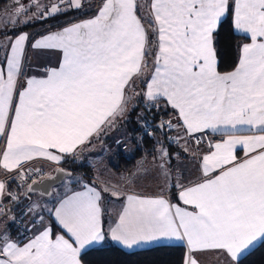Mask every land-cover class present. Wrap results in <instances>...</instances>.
<instances>
[{
  "label": "snow or ice",
  "instance_id": "obj_1",
  "mask_svg": "<svg viewBox=\"0 0 264 264\" xmlns=\"http://www.w3.org/2000/svg\"><path fill=\"white\" fill-rule=\"evenodd\" d=\"M82 7V0L44 5L14 0L9 15L15 19L0 28V169L26 179V163L59 164L65 155L84 150L126 112V89L145 76L149 57L154 59L147 101L156 107L163 99L190 136L211 129L227 138L210 144L211 151L201 157L203 179L177 183L178 199L191 211L163 195L86 185L55 208L60 233L42 225L23 242L0 232V264H83L86 247L105 239L103 192L124 198L115 226L108 229L123 246L175 239L186 246L184 264H202L200 257L207 253L217 264H242L244 253L264 241V0H150L147 16L138 15V0H102L93 17L53 25L56 30L46 34L17 29ZM228 21L250 42L239 46L234 70L222 73L216 37ZM29 49L58 51L59 65L41 77L26 75ZM240 126L253 134L237 135ZM167 127H173L171 121ZM237 147L245 152L240 161ZM169 160L161 149L153 165L165 180ZM6 188L0 180V200L12 196Z\"/></svg>",
  "mask_w": 264,
  "mask_h": 264
},
{
  "label": "rangeland",
  "instance_id": "obj_2",
  "mask_svg": "<svg viewBox=\"0 0 264 264\" xmlns=\"http://www.w3.org/2000/svg\"><path fill=\"white\" fill-rule=\"evenodd\" d=\"M30 2H35V0H22V3L26 5L29 4ZM51 2L52 0H39V3L41 5L49 4ZM82 2H83V7L85 5H89V6L93 5L94 9H98L100 6V4L96 0H82ZM147 3H149L148 0H139V5H141L139 13L141 16L148 15V6H146ZM13 7H14V0L11 1L6 0V4L4 3L0 4V28H2L4 23H6L8 20L15 19L14 16L9 15V12ZM94 9H92V11H94ZM36 11H38V9H33V12ZM31 15L32 13L30 12L29 16ZM26 18L27 17H23V16L20 17L22 21ZM35 21H32L30 23H34ZM21 25H25V24H21ZM11 28L12 25L9 24V30H11ZM40 28H42V26ZM29 32L32 31L29 30ZM0 54L3 55L2 52H0ZM153 59L154 57H149L148 70L146 71L145 76L138 80L139 84L140 83L146 84V81L150 77L153 67L152 65ZM134 79L137 80L136 78ZM139 92H140L139 90L134 91V84L130 88L126 89V96L128 99L126 112L123 114V116H119L116 118L115 126L109 128L107 132L102 134L99 138H93V142L88 146H86L84 150H82L83 151L82 154H84L85 156L84 160L80 161L79 159L75 158L76 161H78V164H82V166H85L84 173H88V175L94 178V179L92 178V181L96 184V186L100 190L105 187H110L112 185H115L122 192H125V190H133L135 192H150L152 190L156 191L158 188L163 189L167 185L171 186L173 182L180 181L179 179L181 172H183L182 170L190 169V167L192 166V160L195 157L192 147L193 141L192 142L188 141L187 138L188 134L184 133L183 127L177 126L176 124L177 117L175 116L176 111L172 109L170 106L167 105L168 106L167 107L163 105L161 102H159V105L161 106L163 105L165 109L169 108L171 110L170 114L168 115L169 117L166 118L165 120V129H166L165 135H167L168 137L170 135H174L176 137L177 139L176 147L171 149L166 143L165 136L161 132H158L156 129H152V131L149 132L148 134L149 135L148 136L149 141L147 142L149 143L147 145L148 147L145 149V151L149 153V159L146 162L142 163L144 166L142 169L140 168L142 164H140L139 162L137 163L136 167L131 172L128 173L127 172L118 173L110 168V162L106 161V155L108 153L109 154L115 152L117 153L121 148V150H125L127 152L126 154H129L130 150L133 149L135 146L143 147L144 145L146 147V143L144 142L145 141L144 132L145 133L147 132V129L145 130V127L147 126L146 123H144L142 120L140 123L142 128L136 131L130 130L131 127H135L136 125V122L132 114L133 106L135 105L133 99V93L134 95L136 94L137 96H139ZM142 94L143 96L141 99L145 103H148L147 106L150 107L149 105L151 103L153 104L154 102L147 101L144 93ZM163 103L165 104V101H163ZM148 117L151 118L150 115ZM169 121H171V123L173 124V127L171 128L167 127V122ZM202 133L205 134V131ZM111 145H115V146H111ZM185 148H188L187 152L184 151ZM161 149H164L170 155L169 175L167 176L166 180L153 166L156 160H159ZM80 152L81 151H78L76 155L80 154ZM80 155H77V157H80ZM154 157L156 158V160H154ZM38 167H42V164L29 163L25 168L34 169ZM43 167H46L51 170L52 167H54V169L52 170L54 171L58 166L56 165L53 166L51 164H47V165L44 164ZM78 172L80 171H76L72 175L67 176L63 181L67 183L73 179H76L77 177H79ZM129 176L133 177L131 182H128L124 179L125 177H129ZM174 178H177V180L174 181L173 180ZM60 187L61 186L56 185L54 187V193H56ZM102 194L104 196L103 203L106 205L107 209H109V204L113 196H111L108 192H103ZM51 197L52 196L50 195L47 196L40 193H31V197L28 198L26 202L25 201L23 202L24 205L26 204L25 211L26 212L44 211L46 213L48 209V203ZM44 219L46 218L44 217Z\"/></svg>",
  "mask_w": 264,
  "mask_h": 264
},
{
  "label": "crops",
  "instance_id": "obj_3",
  "mask_svg": "<svg viewBox=\"0 0 264 264\" xmlns=\"http://www.w3.org/2000/svg\"><path fill=\"white\" fill-rule=\"evenodd\" d=\"M9 1H11V0H9ZM96 1L101 5V3H102L101 0H96ZM148 2L150 3V0H148ZM138 3H139V0H138ZM149 3H147L146 6H148ZM92 9H94L93 5H91V6L85 5L81 9L77 10V14L82 13L83 11L92 10ZM97 10L98 9H94V11H95L94 15L96 14ZM94 15L88 16L85 18H80L78 20L68 21L65 24L60 25L56 28H61V27L67 26L70 23L80 22L82 20L89 19V18L93 17ZM138 15H140L139 12H138ZM61 21L62 20H59L57 23H60ZM55 24H56V22L54 21V22L46 24L42 28L36 29L32 32L28 31V33H30V34H46L49 30H56L53 28V25H55ZM25 32H27V31H25ZM238 33H240V32H238ZM240 34H243V33H240ZM243 35H245V34H243ZM247 42H250V41L246 40L243 43H247ZM239 55H240V47H239ZM60 59H61V54L58 51H36V50L29 49L26 52L24 71H25L26 75H28V76L34 75V76L41 77L45 74V72L48 68L57 67L59 65ZM135 91H137V89H135ZM145 91H146V84L144 85L142 93H144ZM133 96H134V93H133ZM175 116H176V112H175ZM184 133H186L185 130H184ZM205 133L209 134V133H223V132L213 131L211 129H208V130H205ZM236 134L237 135H251L253 133H252V131H250L248 129V126H240V130ZM193 135L187 136L188 141L192 142L191 139H192ZM208 138H209L208 142H204L203 144L198 145V146L192 143V147H193L195 157L192 160V166L190 167V169L182 170L183 172H181L180 179H179L180 181H178L179 183H183L185 186H188L192 183L198 182L201 179H203L204 176H203V172H202L201 157L203 155L208 154L209 151H211V149L209 147L210 144L222 142L224 139L227 138V135L224 134L223 137L218 138L216 140H213L212 137L211 138L208 137ZM3 146H4V138L0 137V148H3ZM111 146H115V145H111ZM132 150H130V151H132ZM78 151H81V150L78 149L77 152ZM76 153L65 155L64 159L59 164H57L55 162L43 160V159L33 160V161L26 163L24 165L23 169L25 167H27V164H29V163H32V164L33 163L34 164L39 163V164H42V166H44V164H46V165L51 164L53 166H55V165L61 166L63 161H65V159H67L69 157L77 158L80 161L85 159L84 154H82L83 151L80 152L81 155L77 154V155H80V157H77ZM112 155H113V153H111V154L108 153L106 155V161L110 162V168L111 169H112V166H111V161H112L111 156ZM236 157H237V161H240V160L245 158V152L241 147H237ZM141 158H143V160H141ZM148 159H149V154L147 152H144L143 155L139 158L138 162L140 164H142V163L146 162ZM1 171H3V170L0 169V172ZM215 174L216 173H213L212 175H215ZM78 175H79V177H77L76 179H73L67 183L62 181L60 184H58L57 186H61V187L58 189V191L56 193H54V189H53V192L50 195L52 197L48 203V209H47L46 213L44 211H42V212H40V211H36V212L29 211L28 212L27 211L26 212L25 218L23 221V227L27 230V234H28V236L26 238L20 237L19 229H17V227L15 226L16 214L13 211L9 210L5 206L2 208L4 214L0 215V232H4L5 230H7V232L9 234H11L14 239H20L23 242H27V240L30 239L34 234H38V230H42V225H47V226H50L53 228L52 221H54V222H56L58 228H56V229L53 228V230L56 233H60L61 228L55 219L54 210H55V208L59 207L61 200L66 198L68 195H71L74 192L84 191L86 185L88 187H96L97 190H100L96 186V184L92 181V178H93L92 176H90V175H88L82 171L78 172ZM188 175H189V177H188ZM0 180H2V179L0 178ZM173 180L176 181L177 178H174ZM178 182H173V184L171 186L167 185L163 189L158 188L156 191L152 190L150 192H135L133 190H125L124 193H127V194L136 193V194L147 195V196L163 195L165 198L169 199L171 203L178 204L179 206H181L183 208H187L189 211H191L192 210L191 206L184 205L182 203V201H180L178 199V191H179V188L177 187ZM7 192H9L8 183H7V188H6V193ZM6 196H7V194L4 196V198ZM1 201L2 200H0V203H1ZM103 202H104V196L102 194L101 207L103 209L102 219H103V224H104V229H105V239L103 241L96 242L90 246H87L86 249L84 250V252L91 249V248L105 245L107 242H112V243L116 244L117 246L121 247L122 249H124L126 251H135V250L149 248V247H153V246H157V245H163V244H166V245L182 244L185 246V244L183 242L177 241L175 239H171V240L161 239L158 241H153L150 243L141 244L140 246H133L132 248H128V247L123 246L122 244L118 243L117 241H114L111 238V235H110V232H108V229L110 226L111 227L115 226V222L118 220L119 213H120L122 206L124 204V198H123V196H121L120 198L112 197L110 204H109V209H107L106 205ZM41 217H43V220L40 219ZM44 217L46 219H44ZM260 242H262V241L256 242V244L254 246H252L246 253H244V255H246L249 251H251L253 248H255ZM185 259H186V256H185ZM200 259L202 261V264H217L216 257L211 253H207L205 255H202L200 257Z\"/></svg>",
  "mask_w": 264,
  "mask_h": 264
},
{
  "label": "trees",
  "instance_id": "obj_4",
  "mask_svg": "<svg viewBox=\"0 0 264 264\" xmlns=\"http://www.w3.org/2000/svg\"><path fill=\"white\" fill-rule=\"evenodd\" d=\"M6 4V0H0V4ZM95 11L86 10L85 12L77 14V10H72L68 12L66 15H60L55 19L48 20H37L34 23H29L26 25H17V29L19 30L21 27L23 31H34L35 29H39L41 26H45L46 24L56 22L55 26L58 27L60 25L65 24L71 20H78L80 18H85L94 14ZM59 20H62L60 23H57ZM11 31V30H9ZM245 35L238 33L230 21L223 23V26L219 29V33L216 37V50H217V61H218V70L226 73L234 70L239 60V46L241 43L246 41ZM3 55L0 54V57ZM139 79L135 80L134 83V91L135 89L139 90V96L136 94L133 96L135 105L133 106V118L136 122L135 127H131V131H136L142 128L140 125L143 120L146 123L144 132V142L146 143V147L135 146L129 154L125 150H119V152L113 153L111 156V166L115 172L123 173V172H131L137 165L139 158L143 155L145 149L148 147L147 143L149 141V132L152 129H156L158 132H161L165 138L167 145L172 149L176 147V144H172L168 140V136L166 134L165 126L163 129H160L158 123L160 121L165 123L166 118H168L170 114V109H165L163 105L167 106L163 103V99L160 102L163 104L158 107H153L152 103L147 106L148 103H145L141 98L143 96V88L144 83L139 84ZM140 103V104H139ZM144 103V104H143ZM168 107V106H167ZM167 114V115H165ZM151 116L149 118L148 116ZM145 119V120H144ZM213 140L223 137L224 133H209L207 134ZM148 153V152H147ZM149 154V153H148ZM63 166L68 167L73 170V173L76 171L84 172V167L82 164H78L75 158L69 157L65 159L62 163ZM87 166V165H86ZM88 174V173H86ZM12 182L8 184L9 192L12 191ZM26 190L20 194L16 202L14 204L19 205L22 210H25L26 204L24 205V201L26 202L28 197H25ZM10 197L7 195L2 201V208L5 206L9 210L13 211L16 215L19 213V209H11L8 207ZM18 207V208H19ZM52 226L54 229L58 228L56 222L52 221ZM21 237V236H20ZM186 256V247L182 244H170V245H157L149 248L139 249L135 251H126L121 247L117 246L112 242H107L105 245L97 246L91 248L82 253L83 264H184ZM242 264H264V241L260 242L255 248L249 251L242 258Z\"/></svg>",
  "mask_w": 264,
  "mask_h": 264
},
{
  "label": "built area",
  "instance_id": "obj_5",
  "mask_svg": "<svg viewBox=\"0 0 264 264\" xmlns=\"http://www.w3.org/2000/svg\"><path fill=\"white\" fill-rule=\"evenodd\" d=\"M208 137L209 136L206 133L204 134L200 132V133L194 134L191 140L193 141L195 145L198 146L204 142H208L209 141ZM197 139L199 140V143L196 142ZM168 140L174 145L177 144V139L174 135H170L168 137ZM143 158H141V160H143ZM53 169L54 167H52V170ZM52 170L46 167H43V166L34 168V169L24 168L22 172H23V176H25L26 179H21L20 177H18L16 172H11V173H5L4 171L0 172V178L3 181H6L8 184L9 182H12L13 188H12V191L10 192L12 193V196L10 197L8 207H11L12 210L13 209L15 210L16 208L19 209V213H17L16 219H15V226L17 227V229H19L20 236L22 238H26L28 236L27 230L23 227V221L25 218L26 211L22 210L19 207V205L14 204V202H16L20 194H22L33 181H38L48 176L49 174L53 172ZM2 206L3 205L0 204V209H2Z\"/></svg>",
  "mask_w": 264,
  "mask_h": 264
},
{
  "label": "water",
  "instance_id": "obj_6",
  "mask_svg": "<svg viewBox=\"0 0 264 264\" xmlns=\"http://www.w3.org/2000/svg\"><path fill=\"white\" fill-rule=\"evenodd\" d=\"M162 121L158 123V126H160ZM160 129H163V127H160ZM73 174V170L64 166H58L53 173L50 175L42 178L41 180L32 182L29 186L31 187V191H29V186L26 189L25 197L30 198L31 193H40L43 195H51L53 192V189L56 185L60 184L67 176H70Z\"/></svg>",
  "mask_w": 264,
  "mask_h": 264
}]
</instances>
